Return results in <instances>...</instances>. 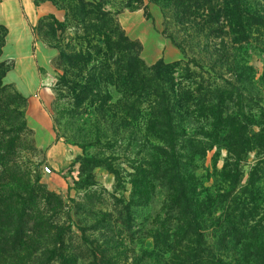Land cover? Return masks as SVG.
I'll return each instance as SVG.
<instances>
[{
  "label": "rangeland",
  "instance_id": "374dc122",
  "mask_svg": "<svg viewBox=\"0 0 264 264\" xmlns=\"http://www.w3.org/2000/svg\"><path fill=\"white\" fill-rule=\"evenodd\" d=\"M28 9L35 42L51 52L56 141L35 144L0 27L9 242L28 243L33 260L73 264L105 252L117 264L142 261L146 250L170 256L153 234L179 224L161 179L167 146L183 156L208 243L223 233L208 196L252 197L264 214V0H28Z\"/></svg>",
  "mask_w": 264,
  "mask_h": 264
},
{
  "label": "trees",
  "instance_id": "16d2710c",
  "mask_svg": "<svg viewBox=\"0 0 264 264\" xmlns=\"http://www.w3.org/2000/svg\"><path fill=\"white\" fill-rule=\"evenodd\" d=\"M166 148L161 159L166 170L161 179L165 180L170 194L176 195L174 206L179 209V224L171 230V224L164 221L153 230L158 243L171 251L170 256L146 250L142 261L135 264H264V214L257 212L254 198H238L231 193L208 196L206 210L211 214L223 212L221 243H208L204 223L199 218L202 211L194 207L190 184L187 185L190 181L179 171L178 166L184 164L183 156L173 146ZM3 202L0 199V205ZM7 237L0 212V264H73V259L63 262L58 260L61 256L55 255L33 260L28 243H11ZM45 252H55V249ZM105 253L95 264H117L114 257H107Z\"/></svg>",
  "mask_w": 264,
  "mask_h": 264
},
{
  "label": "crops",
  "instance_id": "0c3cea01",
  "mask_svg": "<svg viewBox=\"0 0 264 264\" xmlns=\"http://www.w3.org/2000/svg\"><path fill=\"white\" fill-rule=\"evenodd\" d=\"M149 8L150 3L147 18H152ZM29 16L28 0H0V27L5 30L1 55L13 64L7 77L27 100L25 120L35 144L47 150L56 141L51 115L53 90L47 73L51 52L35 42Z\"/></svg>",
  "mask_w": 264,
  "mask_h": 264
},
{
  "label": "built area",
  "instance_id": "2783aa9c",
  "mask_svg": "<svg viewBox=\"0 0 264 264\" xmlns=\"http://www.w3.org/2000/svg\"><path fill=\"white\" fill-rule=\"evenodd\" d=\"M47 172H50L51 170L49 168H46Z\"/></svg>",
  "mask_w": 264,
  "mask_h": 264
}]
</instances>
